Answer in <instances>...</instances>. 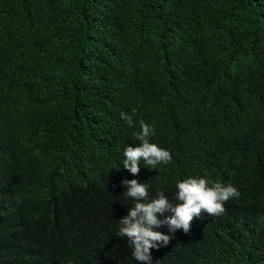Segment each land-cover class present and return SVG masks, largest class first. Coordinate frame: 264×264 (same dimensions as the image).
Returning a JSON list of instances; mask_svg holds the SVG:
<instances>
[{
    "label": "trees",
    "instance_id": "1",
    "mask_svg": "<svg viewBox=\"0 0 264 264\" xmlns=\"http://www.w3.org/2000/svg\"><path fill=\"white\" fill-rule=\"evenodd\" d=\"M140 120L172 159L133 176ZM189 178L240 195L151 264H264V0H0V264H139L121 182Z\"/></svg>",
    "mask_w": 264,
    "mask_h": 264
},
{
    "label": "clouds",
    "instance_id": "2",
    "mask_svg": "<svg viewBox=\"0 0 264 264\" xmlns=\"http://www.w3.org/2000/svg\"><path fill=\"white\" fill-rule=\"evenodd\" d=\"M121 119L129 127L134 126L132 115L121 113ZM139 126L140 131L135 133L139 146H127L123 152V169L133 176L139 174L141 160L144 161L145 168L154 170L160 164L167 165L172 159L169 151L149 142L154 132L153 126L143 120L139 121ZM121 183L126 188L123 196L131 198L134 203L128 215L118 222V236L127 238L132 250L131 256L139 264H151L150 250L166 247L172 239V235L153 231V228L167 226L169 233L174 234L182 229L187 234L195 218H201L202 214L213 217L222 215L225 211L224 204L230 198H238L240 195L231 185L223 186L213 182L209 186L206 178H189L177 183L173 203L163 192L149 199L147 182L140 183L133 179L123 180ZM157 214L164 216V219H158Z\"/></svg>",
    "mask_w": 264,
    "mask_h": 264
}]
</instances>
